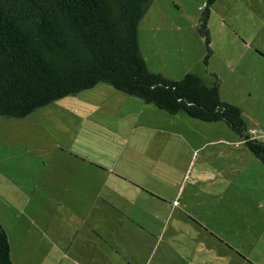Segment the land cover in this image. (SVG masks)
Here are the masks:
<instances>
[{
	"label": "rangeland",
	"instance_id": "374dc122",
	"mask_svg": "<svg viewBox=\"0 0 264 264\" xmlns=\"http://www.w3.org/2000/svg\"><path fill=\"white\" fill-rule=\"evenodd\" d=\"M205 2L154 0L141 51L167 77L217 76L264 142V0H216L207 61ZM0 222L17 264H87L89 251L105 264H159L161 251L162 264H185L177 251L187 264H264V163L223 120L99 85L0 114ZM147 251L160 252L147 263Z\"/></svg>",
	"mask_w": 264,
	"mask_h": 264
},
{
	"label": "trees",
	"instance_id": "16d2710c",
	"mask_svg": "<svg viewBox=\"0 0 264 264\" xmlns=\"http://www.w3.org/2000/svg\"><path fill=\"white\" fill-rule=\"evenodd\" d=\"M154 0H0V114L22 118L99 85L136 96L170 114L225 121L264 163V142L247 134L239 106L221 98L220 81L187 72L171 78L149 68L139 25ZM206 0L197 24L211 54ZM164 200V199H163ZM0 264H15L0 222Z\"/></svg>",
	"mask_w": 264,
	"mask_h": 264
},
{
	"label": "crops",
	"instance_id": "0c3cea01",
	"mask_svg": "<svg viewBox=\"0 0 264 264\" xmlns=\"http://www.w3.org/2000/svg\"><path fill=\"white\" fill-rule=\"evenodd\" d=\"M101 173H103V174H105V172L104 171H100ZM176 199L174 198V200L173 201H175ZM212 236H215V235H213V234H211ZM214 238H216V237H214ZM89 252H91V253H89V258L88 259H86V263L87 264H105V262H104V260L103 259H101L100 257H96L95 256V254L97 255V254H99V251H89ZM105 252V251H104ZM149 254L147 255L148 256V261H147V263L148 262H150L151 261V259L152 258H154L156 255H158L159 254V252L160 251H147ZM11 253H12V251H11ZM25 255L27 256V258H29L30 257V254H29V252L28 251H25ZM118 254V253H117ZM176 256H178L180 259H181V261L182 262H184L185 264H187V262H188V259H187V256L188 255H186V253H185V251L183 252V251H177L176 252V254H175ZM100 256V255H99ZM165 256H171V253H170V251H161V257H162V260L160 259L158 262H159V264H162L163 262H164V258H165ZM13 258V257H12ZM13 261L15 262V260L13 259ZM190 262V264H191V260L189 261ZM15 264H17L16 262H15Z\"/></svg>",
	"mask_w": 264,
	"mask_h": 264
},
{
	"label": "built area",
	"instance_id": "2783aa9c",
	"mask_svg": "<svg viewBox=\"0 0 264 264\" xmlns=\"http://www.w3.org/2000/svg\"><path fill=\"white\" fill-rule=\"evenodd\" d=\"M174 202H176V201H174Z\"/></svg>",
	"mask_w": 264,
	"mask_h": 264
}]
</instances>
